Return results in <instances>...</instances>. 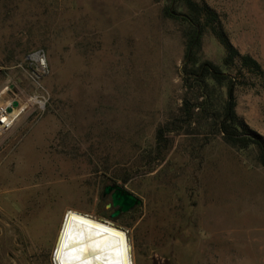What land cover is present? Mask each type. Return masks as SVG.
Here are the masks:
<instances>
[{
  "label": "rangeland",
  "instance_id": "1",
  "mask_svg": "<svg viewBox=\"0 0 264 264\" xmlns=\"http://www.w3.org/2000/svg\"><path fill=\"white\" fill-rule=\"evenodd\" d=\"M264 70V0H194ZM185 0H0V264H54L66 211L116 224L136 264H264V165L219 132L226 85L185 83ZM236 113L264 138V76L223 65ZM33 100H38L35 102ZM120 185L141 207L110 218Z\"/></svg>",
  "mask_w": 264,
  "mask_h": 264
},
{
  "label": "trees",
  "instance_id": "2",
  "mask_svg": "<svg viewBox=\"0 0 264 264\" xmlns=\"http://www.w3.org/2000/svg\"><path fill=\"white\" fill-rule=\"evenodd\" d=\"M188 10L187 45L185 53L184 74L186 86L194 80L199 87L209 90V82L222 86L226 85L227 100L218 115L219 132L223 135L224 141L231 146L239 148L255 147L259 154V160L264 165V138L252 131L236 113L235 89L238 85L233 77L227 75L222 69L212 62L200 63L198 51L201 46L202 34L209 32L217 39L224 48L225 57L223 65L233 70L238 65V70H246L259 78H263L264 70L260 63L250 55H242L231 43L216 11L207 5L200 4L194 0H185Z\"/></svg>",
  "mask_w": 264,
  "mask_h": 264
},
{
  "label": "bare ground",
  "instance_id": "3",
  "mask_svg": "<svg viewBox=\"0 0 264 264\" xmlns=\"http://www.w3.org/2000/svg\"><path fill=\"white\" fill-rule=\"evenodd\" d=\"M38 102V100H33ZM25 107L14 113L19 117ZM54 264H136L126 232L116 224L66 211L54 246Z\"/></svg>",
  "mask_w": 264,
  "mask_h": 264
},
{
  "label": "water",
  "instance_id": "4",
  "mask_svg": "<svg viewBox=\"0 0 264 264\" xmlns=\"http://www.w3.org/2000/svg\"><path fill=\"white\" fill-rule=\"evenodd\" d=\"M19 102L14 101L12 107L8 108V112H12L13 108L19 107ZM111 197V203L106 206V209H114L110 218L118 220L122 215L128 214L138 207L143 205L140 198L130 193L120 185H107L103 191V198Z\"/></svg>",
  "mask_w": 264,
  "mask_h": 264
},
{
  "label": "built area",
  "instance_id": "5",
  "mask_svg": "<svg viewBox=\"0 0 264 264\" xmlns=\"http://www.w3.org/2000/svg\"><path fill=\"white\" fill-rule=\"evenodd\" d=\"M1 95H0V138L14 127L15 122L18 118L17 115L14 113V111L17 109L19 110L21 109V106L19 105L18 108H13L12 112H8V108L12 107L14 101L13 100L1 101Z\"/></svg>",
  "mask_w": 264,
  "mask_h": 264
}]
</instances>
